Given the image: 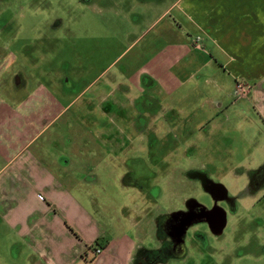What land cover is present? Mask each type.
<instances>
[{
  "label": "crops",
  "instance_id": "1",
  "mask_svg": "<svg viewBox=\"0 0 264 264\" xmlns=\"http://www.w3.org/2000/svg\"><path fill=\"white\" fill-rule=\"evenodd\" d=\"M178 7L179 19L189 22L190 30L178 27L180 53L171 66L179 65L175 69L178 72L172 74L169 86H160L161 99L155 101L159 112L154 115L160 122L171 116L180 121L190 120L196 125L194 130L202 133L206 126L217 121L221 109L226 115L238 111L236 107L242 99L247 110L258 117L260 126H264V5L205 7L207 20L201 22L203 12L193 1L191 5L183 7L180 3ZM218 11L223 12L224 18L222 41L213 36V26L208 20ZM229 17L234 19L225 21ZM142 68L125 83L121 78L126 68L100 84L98 90L109 89V98L99 100L95 106L98 111L93 122L95 134L87 129V120L82 119L91 101L66 99L47 84L30 88L15 84L3 96L0 92V264H151L145 257L160 248L158 232L152 231V226L159 225L145 212L146 198L140 194L144 186L140 183L147 181L152 153L149 145L133 148L132 141L148 132L144 126L136 130V124L145 125V117L149 121L153 103L151 90L146 94L147 88L152 81L156 85V80H161L162 72L153 74L147 66ZM224 74L226 84L227 79L221 77ZM145 75L150 80L144 79ZM242 80L247 83L246 91L237 97L234 91ZM181 92L190 95L182 97ZM184 101L188 104L183 105ZM104 107L109 110L104 112ZM74 108L81 114L80 119L76 118L74 136L69 131V135L62 133L53 139L54 126L66 114L70 116ZM239 112L246 115L243 109ZM245 121L231 123L228 119L230 126L223 129L237 133ZM128 128L138 133L135 138ZM92 138L105 144L96 146L99 150H88L91 156L103 155L104 147H109L107 153L112 160L113 154L117 159L122 157L124 166L85 164L87 140ZM131 151L137 157L131 158ZM177 154L178 148L167 153L170 162H175ZM77 158L80 162L73 164ZM257 165L258 168L249 170L246 185L254 189L255 197L264 192V163ZM253 176L259 184L253 183ZM113 186L127 193L121 202L113 198L109 190ZM171 186L177 191V181ZM91 187L100 191L92 195L88 191ZM179 197L178 203L183 205L181 192ZM136 204L138 207L143 204L144 212L131 215L124 209ZM179 211L176 208L174 212ZM170 213L172 216L173 212ZM150 241L158 245L156 249L149 247ZM97 248H102L100 255L95 254Z\"/></svg>",
  "mask_w": 264,
  "mask_h": 264
},
{
  "label": "rangeland",
  "instance_id": "2",
  "mask_svg": "<svg viewBox=\"0 0 264 264\" xmlns=\"http://www.w3.org/2000/svg\"><path fill=\"white\" fill-rule=\"evenodd\" d=\"M192 1L203 12H200V22L207 20L203 11L205 7L221 9L222 6L264 5V0H0L1 96L4 91L12 90L15 84L23 88L47 84L66 99L91 101L92 105L85 109L82 119L87 120V129L94 133L93 122L95 112H98L95 106L99 100L109 98V89L108 92L98 90L100 84L108 82L124 68L126 73L121 78L122 83L135 78L144 66L150 73L162 72L160 81L157 76L156 85L152 81L151 87H146V94L151 90V117L146 114L149 121L145 117V125L136 124V130L144 126L148 132L145 137L132 141L133 148L146 147L151 143L152 151L147 166L148 182L140 194L146 198L147 216L158 222L159 227L152 226V231L156 229L158 232L161 245L159 252H150L145 258L150 259L151 264H264V192L255 197L254 189L246 186L249 184V170L258 168V163H264V126H260L258 117L247 110L242 99L236 107L237 112L234 110L226 115L221 109L217 121L206 126L202 133L194 130L196 125L190 120L180 121L171 116L160 122L154 115L159 112L155 101L161 99L160 86H169L172 74L178 72L175 69L179 65L171 67L180 53L178 27L182 25L190 30L189 22L179 19L178 6L181 3L186 7ZM219 11L208 20L213 26V36L222 41L224 18L223 12ZM232 19L229 17L225 21ZM193 36L197 35L193 33ZM165 47L168 48L166 51ZM224 75L221 77L225 80L227 74ZM225 81L226 84L228 79ZM246 85L244 80L240 81L241 91L237 92V88L235 96L244 93ZM179 95L189 97L190 93L181 92ZM182 104L187 105L188 102ZM107 109L104 107V112ZM242 109L246 115L239 112ZM76 112L77 108L72 109L70 116L66 114L54 126L53 139L62 133L69 135L71 132L70 135L74 136L76 132L73 129L78 125L76 118H81V114ZM228 119L231 123L246 121L237 133H229L223 129L230 126ZM128 130L134 138L137 136L135 129ZM43 140L44 144L47 143L45 137ZM101 143L105 144V141L88 139L86 149L99 150L96 146ZM71 148L75 149L74 146ZM108 148L104 147L103 155L97 157L88 151L85 164L92 167L93 164L118 163L123 167L122 157L117 159L113 154L112 160L107 153ZM176 148L175 162H170L167 153ZM130 157L137 156L131 151ZM79 162L77 158L73 164ZM209 178L229 191L225 200L213 201L215 206L225 211L226 226L222 232L215 233L207 221L193 223L183 229L185 233L177 243L166 231L170 212L173 215L176 208L178 211L180 208L187 210L191 201L211 205L212 199L205 186ZM176 181L177 191L171 186ZM120 189L109 188L113 198L121 202L127 193ZM245 189L246 193L243 192ZM96 190L100 191L97 187L88 189L92 195ZM179 192L183 196V205L178 203ZM124 209L133 215L134 212H142L144 206L136 204V207ZM149 243L151 249L158 246L152 241Z\"/></svg>",
  "mask_w": 264,
  "mask_h": 264
},
{
  "label": "flooded vegetation",
  "instance_id": "3",
  "mask_svg": "<svg viewBox=\"0 0 264 264\" xmlns=\"http://www.w3.org/2000/svg\"><path fill=\"white\" fill-rule=\"evenodd\" d=\"M150 139V138H149ZM149 147L151 149V143H149ZM152 152V151H151ZM136 161V159H134ZM137 163V161H136ZM140 168V166H138ZM142 167V166H141ZM258 179V178H256ZM255 177L253 176V183L259 184V180H256ZM146 181L145 183H147ZM145 183H140L142 187L145 185ZM147 186V185H146ZM205 186L209 191V195L212 199V204L211 205H204L198 201H191L190 204L188 205V209L186 210H181L179 212H176L173 214L168 220H167V228L166 231L169 232L171 236L174 237L177 243H180V235L183 232V229L186 230L188 225H192L193 223H197L200 221H207L208 219H211L213 222L216 221V217L214 215L216 212H221V210L217 209L218 207L214 205L215 200H221L222 197H224V194L221 189H215L213 191V194L210 192V189L212 187V182L209 181L208 179L205 181ZM227 198V197H226ZM216 208L217 211L215 213L210 214L209 210Z\"/></svg>",
  "mask_w": 264,
  "mask_h": 264
},
{
  "label": "water",
  "instance_id": "4",
  "mask_svg": "<svg viewBox=\"0 0 264 264\" xmlns=\"http://www.w3.org/2000/svg\"><path fill=\"white\" fill-rule=\"evenodd\" d=\"M218 188L221 189L223 194H224V197H222L221 200H225L226 197L228 196V192L222 185L213 184L211 189H210V192L213 194V191L215 189H218ZM217 209L221 210L222 213L221 212H216ZM217 209L214 208L212 211H209V213L212 214V215H213V213L216 212V214L214 215V217H216V215L218 217V218H216V221L213 222L211 219H208L207 222L209 223L212 231H214L215 233H220V232H222V230L226 226V213H225V211H223L219 207ZM184 233H185V230L182 232V235H184Z\"/></svg>",
  "mask_w": 264,
  "mask_h": 264
},
{
  "label": "built area",
  "instance_id": "5",
  "mask_svg": "<svg viewBox=\"0 0 264 264\" xmlns=\"http://www.w3.org/2000/svg\"><path fill=\"white\" fill-rule=\"evenodd\" d=\"M237 92H240L241 91V86H237ZM41 199H42V197H41ZM102 253V248H97L96 250H95V254L96 255H100Z\"/></svg>",
  "mask_w": 264,
  "mask_h": 264
}]
</instances>
